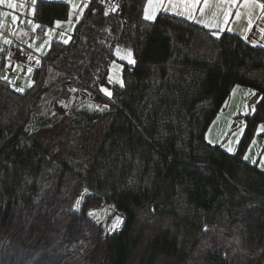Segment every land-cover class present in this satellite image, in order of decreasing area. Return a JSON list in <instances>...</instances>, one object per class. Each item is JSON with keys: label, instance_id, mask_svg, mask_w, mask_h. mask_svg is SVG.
<instances>
[{"label": "trees", "instance_id": "obj_1", "mask_svg": "<svg viewBox=\"0 0 264 264\" xmlns=\"http://www.w3.org/2000/svg\"><path fill=\"white\" fill-rule=\"evenodd\" d=\"M97 1L70 43L52 42L32 88L0 78V264H264V169L244 159L264 121V47L168 13L146 20L147 0H124L111 18L94 13ZM69 12L67 3L39 0L38 32ZM116 45L135 64H125L124 86L108 100L100 86H110ZM8 52L0 43V67ZM63 76L66 91V80L79 77L116 112L87 176L48 150L52 137L27 130L47 77H55L47 107L60 117L46 115L47 125H61ZM236 86L260 100L231 153L206 132ZM85 189L92 196L79 212ZM105 205L123 216L109 235L87 215Z\"/></svg>", "mask_w": 264, "mask_h": 264}, {"label": "rangeland", "instance_id": "obj_2", "mask_svg": "<svg viewBox=\"0 0 264 264\" xmlns=\"http://www.w3.org/2000/svg\"><path fill=\"white\" fill-rule=\"evenodd\" d=\"M3 10L4 12L6 11L8 14H11L13 12L16 13L15 10L10 9V8H4ZM6 17L7 16H3L1 20L4 22H7ZM51 28L53 27L46 28L44 32H36V31L32 32L30 38L24 43H20V42L18 43L19 40L17 41L16 39H14L13 42L18 43L19 47L24 46V47L29 48L32 54H35L33 49H36L37 43L40 40H44V41L46 40V42L49 43L48 50L47 52H44V53L40 52L39 54L40 56H43L48 53L52 42L55 41L53 39H56V38H52L53 41H51L50 39V32H51L50 30H52ZM48 35H49V38H48ZM67 39H69V42H70L72 37H68ZM1 43L9 47L8 44L5 43L4 39H3V42ZM118 48L120 49L119 55H117ZM128 50L129 48H126L120 45H116L114 49L115 59L113 60V62H115V64L117 65H122V68L119 69V77L121 79H122L121 73L124 69L125 64L134 65V64H129L127 59H122L123 56L127 55ZM131 53H132V59L135 60L132 51ZM113 62L110 65L109 76H113L115 78L116 70L113 69ZM17 64H22V66L25 65L24 63H18L17 61H13L10 65L0 67V78L3 79L6 77V79L10 82L12 87L17 90L22 88L25 91L27 89L32 88L34 86V81L32 79L33 77L32 71L29 72L26 67H21V65H17ZM55 77H52L53 79L47 77L46 86H45L47 90L45 91V93H41V94H35L36 92L34 93L35 95L33 99V117L30 122V125H28L27 127V130L30 133H33V132L36 133L37 136H40V139H47V138L52 137L53 139L51 140L50 146L47 144L48 150L52 154H56V156L61 161H63L65 164L69 165L75 171V173L81 176H87L90 173L96 161V157L99 153V150L102 144L104 143L106 132H108L109 128L111 127L114 121V117L116 116V112L108 111L109 110L108 107H104L103 105H101V107L99 106V109L97 111L95 109V112L94 110H91L92 113H89L87 110L91 107V105L88 106L89 107L88 109L84 106L88 104L89 102L93 103V99H92L86 102L85 105L78 108L80 110L79 115L76 117L77 120L73 126L74 131L71 132L70 134H68L65 131L66 124L64 121H59L61 124L60 126H55V123L49 126L51 123L58 121L60 118L58 113L55 112V110L57 109L56 105L54 106L55 108H53V110L47 107V103L54 99L53 94H55L54 93L55 88L51 84V80H54ZM69 82H67L66 80L67 87H69ZM111 85L112 87H114L119 84L111 83ZM78 87L83 88L84 85L78 84ZM112 87L108 85H101L100 90L101 88H107L112 93V96H113ZM71 88L73 89V93L75 92V94H73V97H76L79 89H76V87H71ZM48 92H50V95L47 96ZM102 96H105V98L108 100L112 99V96L109 97L104 92H102ZM78 97L79 95L74 100V102H77ZM51 98L52 100H49ZM66 99L67 98L60 99L58 101V106L61 108H65L67 106ZM251 105L255 111L257 107V101H254ZM82 108H84V110H81ZM100 109H104V110L100 111ZM48 114H50V118L53 117V122H51L50 120H46L48 119L46 117V115ZM236 119L239 122L242 121V123L239 124L236 132H228L227 134H225L224 139L221 142L222 147L227 148V149L233 148L235 152L238 150L240 142L247 128V121L245 120V116L236 118ZM239 131H243V134L240 140H237V135ZM231 144H234V146L231 147L230 146ZM235 152H232V153H235ZM90 196H92V193L90 191H87V192L84 191L82 197L78 200L80 201L79 208L77 209L76 207L77 203H76L75 210L80 212L86 200ZM89 212H93L94 215L90 216ZM118 214L119 213L114 209V207L110 205H105L99 208H91L90 210L89 209L87 210V215H89V217L92 220H94L100 226H102L107 235L112 234L116 232L118 229L122 228V222H120L115 227H113V223L115 221V218L118 216ZM139 251L140 249L137 252ZM136 255L137 253L134 256ZM135 260L136 259L133 258L131 264H134Z\"/></svg>", "mask_w": 264, "mask_h": 264}, {"label": "crops", "instance_id": "obj_3", "mask_svg": "<svg viewBox=\"0 0 264 264\" xmlns=\"http://www.w3.org/2000/svg\"><path fill=\"white\" fill-rule=\"evenodd\" d=\"M38 1L39 0H35V3L33 4L32 0H26V1L16 0L17 7L13 9L15 10L16 13L13 12L11 14H8L6 17L7 22L2 21L1 18L3 16L0 15V25H2L0 26V43L3 42V39L11 41V43H7L9 46V52H8V61L6 65H10L13 61H17L18 63H24L25 64L24 66H22V64H17V65H21V67H26L27 69L32 68L33 74H34L35 68L39 66L41 59L43 58V56H45V55L40 56L39 55L40 52H43V53L47 52L49 43L46 42V40L45 41L40 40L36 45V49H33L35 54H32L31 50L27 47H24V46L19 47L18 43L19 42L24 43L30 38L32 32L39 31V28L35 27V25H38L39 22H37L34 19L36 4ZM48 1L63 2L69 5L70 7L69 16L64 20H57V21H61L59 25H57L55 22L52 26H50V27H53L51 28L52 30H50L51 31L50 39L51 41L58 40L61 42H64L65 40H67L68 43H70L72 39L69 42V39L67 38L72 37L73 33L75 32L77 28V25L79 24L80 20L85 14L86 9L91 0H73V3L76 5L75 9H73L72 4L68 3V0H48ZM146 6H147V2L145 5V8ZM199 7H203V5L201 4ZM4 8H9V7L5 5H0V13H7L6 11L4 12L3 10ZM237 8L238 6L233 7L232 15L229 18V22L226 25H224L223 30L220 31V35L224 32H230L233 34H237L241 36L242 38L247 36L248 39L247 40L245 39V40L249 44L256 46V47H264V32L260 31V29L264 28V14H262L259 9H254L253 14H252L253 23L251 25V28H249L247 15H242L239 20L235 18V12ZM33 9H34V12H33ZM239 10L241 12L246 11L243 8H240ZM214 11H216L215 6H211L205 9V14L201 16L199 11L197 10L196 12L197 19L198 20L210 19ZM70 13H72L71 17H70ZM13 14H15L18 17L16 21H13L12 19ZM159 14L160 13L157 14V17L159 16ZM168 14H171V13H168ZM171 15H174V14H171ZM178 17L185 18L183 16H178ZM257 17H260V18H257ZM69 19H71V24L68 23ZM29 21H31V23ZM189 21H193V20H189ZM217 21L223 24L222 14L218 15ZM193 22H196L197 24L206 27L204 24H201L197 21H193ZM206 28L212 31L217 30V29H212L209 27H206ZM228 29H231V30L229 31ZM48 38H49V35H48ZM52 38H56V39L52 40ZM14 39H16L17 41L19 40L18 43H14L13 42ZM37 49H40V51H37ZM37 61H39V63H37ZM110 86L112 87L111 83H110ZM79 90H82V89L79 88ZM253 92L255 93V95L252 94ZM73 94H75V92L73 93V89L66 91L65 78L63 76V99L67 98L66 99L67 106L63 108V121L66 124L65 131L68 134L74 131L73 126L77 120L76 117L79 115V111H80L78 110L77 106L74 104V100L77 98L78 95H80V93L77 92L76 97H73ZM259 99H260V95L255 89L251 87L236 86L233 89L231 97L229 101L227 102V105L225 106V108L221 110V112L216 116L214 121L209 126L206 132V138L208 142H210L211 144H215V145L216 144L221 145V142L224 139L225 134H227L228 132H236L239 124L242 123V121L239 122L236 118H240L243 116H245L246 118V116L251 115L256 112L257 107H256V110L254 111V108L252 107L251 104L254 101H257V105H258ZM98 102H101V101L95 100L93 101V103L89 102L84 107L88 109L89 108L88 106L91 105V107L87 111L89 113H92L91 110H94L95 112V109L97 111L100 106ZM81 110H84V108H82ZM261 125H264V121L261 122L260 125L258 126L256 135H255L256 137H254L255 139L253 143L250 145L249 149L247 150L245 156L248 157V159H246L247 161H249L252 164L257 163L261 168L264 169V167H262V165H264V139H263L264 130L261 129L260 127ZM242 134H243V131L238 132L237 140H240ZM230 146L232 147L234 146V144H231ZM224 149L228 151L227 148H224ZM253 161H256V163H253Z\"/></svg>", "mask_w": 264, "mask_h": 264}, {"label": "snow or ice", "instance_id": "obj_4", "mask_svg": "<svg viewBox=\"0 0 264 264\" xmlns=\"http://www.w3.org/2000/svg\"><path fill=\"white\" fill-rule=\"evenodd\" d=\"M33 4L35 3V0H32ZM69 4H72L73 9L76 8V5L73 3V0H68ZM203 5V7H199L200 5ZM0 5H7L9 8L15 9L17 7L16 0H0ZM215 6L216 11L212 13V17L210 19H197L196 12L199 11L200 15L203 16L205 14V9ZM237 10L235 12V18L239 20L242 15H247L248 25L249 28H251V25L253 23L252 20V14L254 9H259L262 14H264V0H147V6L144 10V18L149 21H155L157 19L158 13H171L177 16H183L187 18L188 20L197 21L201 24H204L206 27L217 29L216 31H213L212 35L219 37L220 31L223 30L224 25H226L229 22V18L232 15V9L233 7H237ZM118 7V6H117ZM243 8L246 11L241 12L239 9ZM112 11H115V7L111 8ZM34 12V9H33ZM223 15V24L219 23L217 21L218 15ZM2 16H7L8 13H0ZM72 13H70L71 17ZM260 18V17H257ZM13 21H16L18 17L13 14L12 15ZM31 23V21H29ZM61 21H56V24L59 25ZM69 24H71V19L68 21ZM2 26V25H0ZM35 27H40L39 25H35ZM229 31L231 29H228ZM261 32H264V28L260 29ZM244 39H248L247 36L244 37ZM68 41L65 40L64 43H67ZM5 43H11L10 40H5ZM37 51H40V49H37ZM120 54V49H117V55ZM122 59H127L129 64H135V60L132 59V53L129 49L126 56H123ZM39 63V61H37ZM122 68V65H117L115 62H113V69L116 70V76L115 78L113 76H109L108 80L109 83H118L120 87L124 86L123 80L119 77V69ZM29 72L32 71L31 68L28 69ZM6 79V77L4 78ZM31 86V85H30ZM18 91L23 92L24 89H18ZM101 91L104 92L107 96L111 97L112 93L107 88H101ZM255 95V93H252ZM104 109H100V111H103ZM262 130H264V125L260 126ZM229 152H233V148H228ZM244 159H248L247 156L244 157ZM253 163H256V161H253ZM264 167V165H262ZM85 192L88 190L85 189ZM80 201H77V209L79 208ZM89 215H94L93 212H89ZM121 222V218L117 216L115 218V221L113 223V227H115L117 224Z\"/></svg>", "mask_w": 264, "mask_h": 264}, {"label": "built area", "instance_id": "obj_5", "mask_svg": "<svg viewBox=\"0 0 264 264\" xmlns=\"http://www.w3.org/2000/svg\"><path fill=\"white\" fill-rule=\"evenodd\" d=\"M124 0H98L96 3V7L94 8V13H97L98 11H103V14L108 17H117L118 13L121 11L123 7ZM118 6V7H117ZM115 7V11H112L111 8ZM114 53V50H113ZM78 84H81V79L79 77L71 76V80L69 82V87H76L78 88ZM83 90L80 91V95L77 99V104L82 105L88 102L89 100H92L95 95V90L90 86H84ZM98 104L104 107H107L109 104L107 102H98ZM118 216L123 219V216L118 214Z\"/></svg>", "mask_w": 264, "mask_h": 264}, {"label": "bare ground", "instance_id": "obj_6", "mask_svg": "<svg viewBox=\"0 0 264 264\" xmlns=\"http://www.w3.org/2000/svg\"><path fill=\"white\" fill-rule=\"evenodd\" d=\"M114 49H115V47H114Z\"/></svg>", "mask_w": 264, "mask_h": 264}]
</instances>
